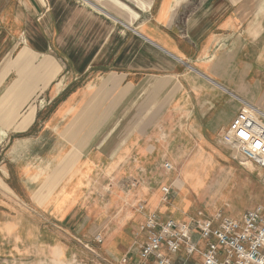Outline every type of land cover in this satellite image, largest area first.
Returning a JSON list of instances; mask_svg holds the SVG:
<instances>
[{
  "label": "crops",
  "instance_id": "obj_1",
  "mask_svg": "<svg viewBox=\"0 0 264 264\" xmlns=\"http://www.w3.org/2000/svg\"><path fill=\"white\" fill-rule=\"evenodd\" d=\"M35 84L53 108L39 126L51 137L22 139L25 155L1 162L0 264L72 258L62 227L77 233L87 203L111 209L79 189L82 177L99 188L141 179L143 148L148 158L155 147L188 153L224 132L241 102L264 113V0H0V98L20 85L29 98ZM127 131L165 139L143 147ZM206 161L186 179L200 178ZM155 210L161 219L170 211L162 202ZM92 219L104 229L125 223L105 212ZM122 234L107 241L108 257L132 243Z\"/></svg>",
  "mask_w": 264,
  "mask_h": 264
},
{
  "label": "rangeland",
  "instance_id": "obj_2",
  "mask_svg": "<svg viewBox=\"0 0 264 264\" xmlns=\"http://www.w3.org/2000/svg\"><path fill=\"white\" fill-rule=\"evenodd\" d=\"M20 87L21 85L17 90L2 96L3 99L0 98V111L6 105L10 109L9 114L0 119V165L1 162H6L7 155L15 156V158L25 155L27 148L24 143H18V141L31 139V142H34L39 137H51L50 132L47 133L48 135L40 134L41 127H39L43 125L45 118L49 117L50 114L47 112L53 110L52 105L45 107L44 100L36 97L44 94V86L38 87V84H35L29 98H21ZM35 91L37 94L31 97ZM44 109L45 111H41L42 114L36 117L35 123L24 131L25 124L31 123L34 119L32 118L34 111ZM136 133L137 138L141 136L143 147L149 144L150 139H165L163 131L152 132V134L150 131ZM126 135L135 137L134 132L130 131H127ZM144 149L140 155L141 179L134 180L131 177L125 180L114 179L108 188H99L97 184L89 185V182L94 183L95 179L81 178L79 189L89 191L90 194L97 192L95 203L104 206L109 202L107 208L111 207V209L102 210L101 207L98 211H92L89 209L91 204L87 203L84 205L87 208L83 207L84 209H79L77 212L79 224L77 233L62 227L63 243L68 253L73 256L63 258L61 264H119V260L124 256L134 258L139 244L143 241L142 234L139 231L135 233V230L140 224L141 226L144 224L146 215L158 214L155 209L160 202L164 204V208L171 211L170 213L163 210L161 216L179 222L196 217L198 213L209 216L218 211L229 218H238L264 202V172L249 162H242L229 148L219 142L218 134L212 137L206 136L205 145L190 147L189 152L184 154L176 149L167 153L166 148L155 147L154 153L152 152L148 158ZM197 159L207 160L205 164L203 162L200 165V168L205 170L203 177L201 176L202 179L200 180L201 177L186 179L184 172L193 166L196 167L197 164L194 163ZM199 181H201V187L196 191L192 186ZM8 182L16 186V179L10 177ZM164 187L169 189L166 201H163V196L160 195ZM88 196L82 194L81 198L86 200ZM102 212L113 218L115 222L125 220V223L119 227L105 229L93 227L90 224L93 223L92 217ZM90 213L92 217L89 216ZM83 219H86V224L80 226ZM117 233H123L127 240L129 238L132 240V243L120 245L121 248H118L120 249L118 251L122 257L118 256V259H115L116 257L106 255L105 247L107 241ZM97 238H101L102 242L97 243Z\"/></svg>",
  "mask_w": 264,
  "mask_h": 264
},
{
  "label": "built area",
  "instance_id": "obj_3",
  "mask_svg": "<svg viewBox=\"0 0 264 264\" xmlns=\"http://www.w3.org/2000/svg\"><path fill=\"white\" fill-rule=\"evenodd\" d=\"M241 103L219 142L264 172V113ZM161 192L166 201L169 189ZM139 233L137 255L124 256L119 264H264V202L238 218L218 211L179 222L150 213Z\"/></svg>",
  "mask_w": 264,
  "mask_h": 264
}]
</instances>
